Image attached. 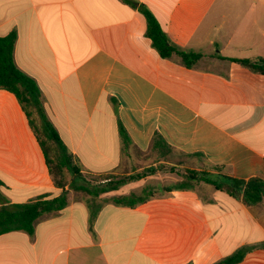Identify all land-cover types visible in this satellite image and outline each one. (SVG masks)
<instances>
[{"label":"crops","instance_id":"0c3cea01","mask_svg":"<svg viewBox=\"0 0 264 264\" xmlns=\"http://www.w3.org/2000/svg\"><path fill=\"white\" fill-rule=\"evenodd\" d=\"M135 1L170 44L201 53L192 66L161 57L126 0H0V36L15 32L14 62L83 174L144 170H132L143 153L170 165L98 196L69 189L31 234H0V264H222L242 249L228 264H264V200L179 186L187 170L264 181V74L228 59L264 57V0ZM61 190L16 96L0 88V205ZM147 190L134 206L112 200Z\"/></svg>","mask_w":264,"mask_h":264},{"label":"trees","instance_id":"16d2710c","mask_svg":"<svg viewBox=\"0 0 264 264\" xmlns=\"http://www.w3.org/2000/svg\"><path fill=\"white\" fill-rule=\"evenodd\" d=\"M126 1L128 4L137 7L145 17V34L161 57L167 58L176 55L183 65L190 67L201 56L199 52L186 51L170 44L167 34L158 20L144 4H138L135 0ZM15 39V32L0 36V88L10 91L16 96L43 151L53 184L62 189L60 194L54 197H39L28 202L2 203L0 205V234L13 230H24L31 234L37 218L46 213L61 210L69 203V189L98 196L101 193L118 189L120 185L126 182L141 179L148 173L155 172L157 168L150 166L142 172L130 174L106 184L101 182L94 184L87 179L49 120L36 81L16 66L13 59ZM228 59L242 64L251 71L264 74V57L253 60L246 58ZM123 135L124 144H127L128 137L124 132ZM154 140L164 148L163 153L169 152V148L161 136H156ZM189 181L210 183L216 188L226 191L232 197L241 199L246 206H253L264 200V181L259 178L243 181L220 175L213 179L206 174H198L194 170H187L186 182H182L179 186L184 187ZM153 193L154 191L147 190L141 194L117 195L112 200L116 204L134 206ZM243 255L244 250L242 249L222 260L221 263L228 264L241 260Z\"/></svg>","mask_w":264,"mask_h":264},{"label":"rangeland","instance_id":"374dc122","mask_svg":"<svg viewBox=\"0 0 264 264\" xmlns=\"http://www.w3.org/2000/svg\"><path fill=\"white\" fill-rule=\"evenodd\" d=\"M240 2V4H244V3H246V0H239ZM248 1V0H247ZM167 155V156H166ZM178 158V155L176 156V155H173L172 153H170V152H167V154H165V158ZM162 159V156H160L159 154H152V153H149V154H145V153H143V154H139L138 156H137V158H135L136 160H138L139 162V164L138 163H136L135 165H134V167H132V170H134V169H137L138 167H140V166H142V165H145V164H149L150 166H152V167H156L160 172H162V173H166V172H169L170 170V165L169 164H166V163H159L158 162V160L159 159ZM152 163H154L156 166H153V165H151ZM150 166H148V167H150ZM148 167H146V168H148ZM145 168V169H146ZM144 169V170H145ZM143 170H136V171H134V172H132L131 174H135V173H138V172H142ZM105 175V176H104ZM107 175V176H106ZM128 175H130V174H125V173H122V172H115V173H110V174H103V175H98V176H94V175H88V174H86V177H87V179H89L90 181H92V182H100V181H109V182H112V181H115V180H118V179H121V178H123V177H126V176H128ZM163 180V181H162ZM147 181H149V179L147 180ZM153 181L155 182V179H153ZM161 181L162 182H166L167 181V179H159L157 182L158 183H161ZM153 182V183H154ZM149 183H150V181H149ZM156 183V182H155ZM135 189H137V188H135ZM77 192H80V193H82V194H86L85 192H81V191H77Z\"/></svg>","mask_w":264,"mask_h":264}]
</instances>
